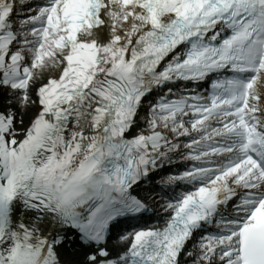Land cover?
Instances as JSON below:
<instances>
[{"label":"snow or ice","instance_id":"obj_1","mask_svg":"<svg viewBox=\"0 0 264 264\" xmlns=\"http://www.w3.org/2000/svg\"><path fill=\"white\" fill-rule=\"evenodd\" d=\"M0 264H264V0H0Z\"/></svg>","mask_w":264,"mask_h":264}]
</instances>
